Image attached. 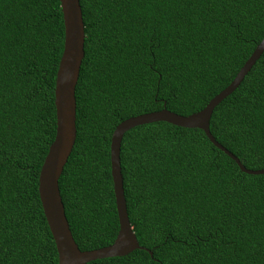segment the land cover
<instances>
[{
  "label": "trees",
  "instance_id": "obj_1",
  "mask_svg": "<svg viewBox=\"0 0 264 264\" xmlns=\"http://www.w3.org/2000/svg\"><path fill=\"white\" fill-rule=\"evenodd\" d=\"M84 58L76 139L58 186L80 251L119 231L113 131L166 109L202 110L264 38L262 0H79ZM64 44L60 0H0V264H58L38 177L54 140ZM209 130L248 170L264 169V51L218 104ZM128 218L139 246L87 264H264V174L247 175L203 131L164 122L121 141Z\"/></svg>",
  "mask_w": 264,
  "mask_h": 264
},
{
  "label": "water",
  "instance_id": "obj_2",
  "mask_svg": "<svg viewBox=\"0 0 264 264\" xmlns=\"http://www.w3.org/2000/svg\"><path fill=\"white\" fill-rule=\"evenodd\" d=\"M60 9L63 16L64 44L54 87L56 130L38 177V195L56 247L58 264H87L95 260L123 257L135 250L145 249L139 246L130 225L121 174V141L124 134L130 129L156 122H164L186 129H199L203 131L214 147L237 164L241 172L247 175L264 174V169L255 171L246 169L230 151L214 139L209 130V122L214 108L240 85L263 53V38L233 81L199 112L181 116L162 109L126 119L117 125L110 140V167L119 231L111 245L91 251H80L69 229L58 182L76 139L75 88L84 58L85 33L79 0H60ZM148 252L152 256V252Z\"/></svg>",
  "mask_w": 264,
  "mask_h": 264
}]
</instances>
